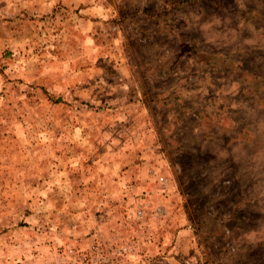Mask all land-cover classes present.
<instances>
[{
    "label": "rangeland",
    "instance_id": "obj_1",
    "mask_svg": "<svg viewBox=\"0 0 264 264\" xmlns=\"http://www.w3.org/2000/svg\"><path fill=\"white\" fill-rule=\"evenodd\" d=\"M0 264H264V0H0Z\"/></svg>",
    "mask_w": 264,
    "mask_h": 264
}]
</instances>
